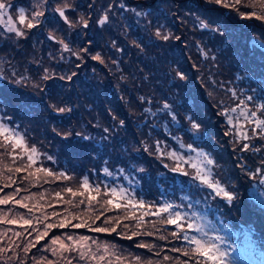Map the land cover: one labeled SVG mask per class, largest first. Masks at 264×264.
<instances>
[{"label":"rangeland","instance_id":"rangeland-1","mask_svg":"<svg viewBox=\"0 0 264 264\" xmlns=\"http://www.w3.org/2000/svg\"><path fill=\"white\" fill-rule=\"evenodd\" d=\"M12 2L17 5V8L25 7L28 12L31 11V7L34 4V0H12ZM73 2L79 5L77 9L78 15H84L89 21H92V15L95 21H93L95 28L93 33H97L96 35L87 34L82 27L69 29L67 25H63L61 30L62 22L56 24L45 21L42 26L35 29H24L27 32L26 36L16 37L7 31L9 27L7 24L8 16L5 15L0 18V77H2L0 81L19 87L26 85L27 88H30L33 87V84L40 83V77H38L37 81L35 76H38L39 73L44 74L45 68L49 70L50 74L71 75L76 72V63L74 61L88 67L87 58H85L83 53L81 55L84 56V59L80 60L72 55V52H78L81 48H88L90 45H94L93 52L86 56L92 57L99 53L104 61L103 64H106L108 68L111 67L114 70L113 75L122 81L121 88H124L122 85L130 80L129 75L133 67L137 65L138 74L135 75L138 79L137 113L143 112V108H150L152 111H156L160 106L162 108L163 103L159 101V106H156L149 94L152 89L159 86L165 91L163 100L170 104L171 110L177 114V120H180L181 123L180 121L170 122V119L161 121L151 116L145 117V115H143L141 120L138 118V131L151 125L149 134L141 137L144 144L140 141L138 146L132 143V148L127 153L130 156L118 159L124 164H115L119 165V167L113 169L121 176L125 174L134 175L137 184V174L139 177L144 173L150 175L151 179L149 182L152 181V178L155 179L158 175H163L172 184L169 178V170L176 167L177 163H179L182 171L177 173L183 174V172H187L188 175H184L185 180L181 184L176 185L177 190L175 193L171 194L170 189L166 188L163 196L169 198L168 201L174 205H183L180 211L186 213V220L194 224L193 229L196 232L193 235L198 239H211L213 241H215L216 236L224 237L229 243L234 244L238 250L230 254V259L234 260L235 264L245 263L241 255L243 252L248 253L250 258L254 259L255 263L250 262V264H264L262 259L253 256L255 250L257 252L261 251V248L257 246V236L250 233L253 231V227L245 226V230H234V219L232 216V203L235 199L236 201L240 200L242 193L240 186L243 184L242 177L246 176L236 166V162H238L240 157L245 158L244 155L249 157L252 153L251 157L245 159L244 162L254 170L255 167L259 166L261 159H264V151L243 152L245 154L235 151L238 154L234 155L232 149L237 148L233 147V144L236 143L235 133L229 125V121H239L237 117L238 109L231 111V106H229L236 103V99L241 100L244 94L245 97H254L252 101L254 103L261 98L264 99V49H260L257 43L258 41L264 42V20L256 19L257 16L264 15V0H243L242 10L252 13L251 17L247 19H241L238 11L231 7L232 0H227L230 5L228 8L224 7L223 4L216 5L209 2V0H73ZM89 4H94V7L89 8ZM110 4L114 5V7L109 12L108 5ZM53 7H55V4H53ZM137 13L141 15H137ZM105 14L109 17L107 23L103 26L98 25L97 20ZM9 15L13 17V23L18 28L23 27L18 22L15 10H10ZM53 15L51 10H48L47 17L49 21L52 20ZM227 15L232 16L231 19ZM235 17L237 19H234ZM199 19L212 22L218 21L217 24L213 23L212 27L214 25V27H219L225 32V35L221 36L222 40L217 33L200 29L197 26ZM157 27L162 32L171 33L173 37H180L181 39H170L167 42L161 41L154 36ZM182 28L186 31H180ZM50 32H54L57 37L64 39L71 51L63 50L62 45L55 40H49L48 34ZM201 35H204V37ZM82 40H84V47H81ZM210 40L218 43L216 49H218L217 47L220 50L225 48L226 51L217 54L215 50H211L208 45ZM197 44L200 45V48L207 51L208 55L206 58L200 54L196 47ZM130 55H132L131 58ZM145 59H149L148 64H145ZM176 61H179L187 72L188 79L186 81H180L174 77L172 69L175 67ZM98 62L101 64L100 61ZM193 64L198 65V69L193 68ZM31 67L34 68L33 72L29 70ZM252 70L258 71L260 75L251 74ZM150 73H153L152 78H149ZM227 73L229 77H224ZM89 74L90 76L101 77L100 72L95 67H90ZM22 76L26 79L21 83L14 82L15 80H20ZM256 77L259 78L260 82L252 83L248 81L249 79H256ZM142 80L145 82H142ZM193 80L195 84L201 81L203 86L196 85V87L203 89L207 94H205L206 98L209 97L210 100V93L212 98L216 99L221 95V89L225 91L226 98L222 100V104L227 103L229 105H224L227 109L223 112L219 111L220 120L217 127L213 125L211 129H208L206 127V114L201 115L198 107L193 105V102L191 105L188 104L186 86ZM175 83L179 84L177 88ZM68 89L69 84L66 87L61 86L59 90L64 94ZM172 91L176 92L170 93ZM235 95L237 96L236 99H234ZM141 97L146 101H150V103H142ZM172 97L187 101V104H173L169 99ZM262 101L264 102V100ZM0 104L3 103L0 102ZM82 110L85 111L83 114L85 115L87 113L86 110ZM66 114L68 118H71V112ZM233 115L237 117L234 120L232 118ZM189 116L200 124L199 129L191 130L187 119ZM87 120H89V117ZM72 121L76 125L77 119L72 118ZM160 121L164 127L163 130L166 132L165 135H170L169 138H166L161 133L162 126ZM178 124L181 125V128H183L182 124H184L190 134L184 133ZM89 129L87 128V130ZM26 130L28 136H25L24 149L20 147L13 149L12 141L7 142V151H5L4 147H0V189H2L0 198L5 196L12 197L7 204L0 205V264H21V262L22 264H37V261L47 264V260H52L55 264H67L65 257L72 260V264H137L136 257L140 258L139 264H145L149 259L152 260L153 264H174L172 260L164 261V255L169 257L179 256L181 261L188 259V257L182 255V252L195 248V245H187V241H184L180 235L181 229H178L175 225L164 223L168 213L153 214L156 213L153 209L156 207L158 210L159 203L162 202V200L155 199L163 197L148 196L149 187L145 186V188H142L140 184H138V190L141 192L138 191L137 194H134L128 182L112 172V175H108L107 173L92 170V174L88 176L86 175V170L80 171L74 168L73 165L69 166L68 164L70 163L67 158L61 154L53 156L52 160L47 159V162L52 161L55 170L58 171V173L54 172V174L57 175L48 176L42 170L37 171L38 169H45V166L39 161H29L28 159L32 153L30 151L31 147H37L31 122L26 125ZM87 130V134L101 138V135H97V131ZM225 132H228L229 135L226 136ZM99 133L102 134V132ZM251 134L252 132H250ZM187 138L190 139L187 140ZM257 138L258 136L254 138L252 146L261 149V144L257 141ZM191 139L195 142H192ZM61 140L63 139L61 138ZM156 140L161 142L162 153L154 156L156 162L151 161L153 165L147 170L148 161L145 162L138 157L137 162L133 157L141 155L139 151L143 150L144 147L140 148V144L144 146L147 144L151 148L159 147L160 149V143L156 144V146L153 145ZM4 143V138L0 136V144ZM188 144H192L193 147H196L195 145H205L206 154L214 161V164L211 165L212 175L209 179L220 180L229 187V190L234 189L236 192V198L230 204L226 200L221 199V197L214 195L205 197L204 192L210 190L206 186H198L191 182V177L197 175V173L193 167L189 166L191 164L190 160H192L190 159L192 150L187 147ZM179 152L183 155L180 156ZM42 153L45 156L48 152L46 149H42ZM147 153L150 154L149 152ZM123 154L119 152L118 155L122 157ZM153 154H155L154 151L150 155ZM168 154H176V156L181 158V161H177L176 156H169ZM100 156L106 155L102 153ZM165 164L169 167H164ZM17 167H21L23 170L18 173L15 171ZM140 168H143L144 171H137ZM120 169L126 170L121 174ZM61 172L63 176L58 175ZM29 173H32V175H29ZM235 175L238 177L236 178ZM84 177H88L91 185L88 191H85L80 186ZM52 181H58L55 189ZM247 182L250 183L251 181L248 179ZM256 184L262 186L259 183ZM5 185L8 186L5 187ZM96 186L100 188L99 195L94 190ZM128 187L131 194L128 195L126 203L123 200L118 202L110 198L113 197L110 191L108 195L104 194L106 189L110 190L108 188H116L119 191L120 189L128 190ZM67 188H72L73 191L77 192H84V196L77 195L74 197L66 191ZM102 188L104 189L103 193L101 192ZM57 192L60 193L59 197L56 196ZM89 192L97 197L91 204L88 201ZM185 196L188 199L182 200L181 197ZM107 199H112L113 204H104ZM129 199L133 201L132 204L127 202ZM16 200H20L21 203H15ZM81 200H83V203H81ZM252 200L254 199L252 198ZM140 201H143L144 207L140 206ZM117 203L121 204L122 207L116 208L115 204ZM21 205H27V207H22ZM73 205H78V207ZM112 208L115 209L117 214L116 212L112 213ZM86 209L88 210L86 211ZM105 209L108 210L105 211ZM241 210V213L244 214V208ZM102 211L104 215L101 219L92 224L95 215H99ZM169 211L171 212L172 210L170 209ZM54 212L57 215H53ZM213 214L219 215L216 223ZM73 215H78L82 219L88 220L91 227L101 226L109 229L115 227L116 231L96 233L89 231L87 227L81 229H75L71 226L65 228L56 227L47 230L48 235L36 247L31 248L28 252L23 250L24 245L28 244L29 241L35 242V237L46 230L45 226L47 224H59L63 218H67L72 224L81 222V220L73 219ZM244 215L246 217H241L245 220V225L247 218L252 221V218H255L254 214L248 213ZM140 217H143V219H139ZM105 218H111L110 222L105 224L103 222ZM11 219H15L17 223L8 224L6 222ZM24 219L31 220V225H24ZM116 219L120 220V228H123V230L118 228L119 224L115 223ZM130 220H133V223ZM188 222L181 221L184 228ZM260 223L261 219L260 221L258 220L257 224ZM33 228L36 231H33ZM167 229L176 232L178 236L173 237L172 233H169ZM198 229H202L203 232ZM165 230L167 235H171V238L175 241H173L172 246L166 248L157 247L156 237L157 235L165 237ZM134 231L141 234L133 236L131 240L127 239L126 236H130ZM18 232L21 233L20 236L16 235ZM147 232L152 233V235H145L144 233ZM69 235L73 236L72 241L67 239ZM80 236L90 238L87 244L91 246V251L97 256L95 260H79L77 252H64L63 250H60L57 255L52 254L51 248L59 249L60 242L67 245H75ZM53 237H60V242L52 245L51 239ZM92 239H95L97 243L92 244ZM140 243L153 245V248L149 250L148 248L137 247ZM75 246L78 248V245ZM106 248L107 251L105 250ZM173 248L180 249L181 252L171 251ZM262 251L264 255V248H262ZM155 253H159V256L155 255ZM237 254H240L238 258H236ZM99 256H103L104 259L100 260ZM189 264H194V262L189 261Z\"/></svg>","mask_w":264,"mask_h":264},{"label":"trees","instance_id":"trees-1","mask_svg":"<svg viewBox=\"0 0 264 264\" xmlns=\"http://www.w3.org/2000/svg\"><path fill=\"white\" fill-rule=\"evenodd\" d=\"M227 17L231 19L232 16L227 15ZM91 18L92 21H89V27L87 29H84V31L87 32V34L96 35L97 33H93L95 31V28L93 25L94 18L92 17V15ZM234 19H237V17H235ZM217 22H213V23L217 24ZM180 31L183 32L186 30L182 28V30ZM201 36L204 37V35ZM218 37L222 40L221 35L218 34ZM83 41L84 40L81 41V47H84ZM208 45L210 46V49L215 50L217 54H221L222 52L226 51L225 48L220 50V48L217 47L218 49H216L218 43L213 42L212 40L209 41ZM93 46L94 45H90V47H88V49H90L89 53L93 52ZM189 47H190V43H189ZM229 51L231 52V50ZM131 56L132 55H130V58ZM85 58H87L86 61L88 63V67H86L84 64L82 65L81 63H77L76 61H74L76 63L75 68L77 75L73 77L71 81L60 80L58 79L60 75H56V74H54V76L57 78H54L52 80H40V83L39 82L38 83L44 89L43 92L33 87L27 88L26 85H24V87H19V86H13L10 84L2 83L0 81V94L2 97L0 99V102L3 103L0 104V122L7 123L9 128H15L17 132H19L24 136H28L26 125H28L31 122L33 133L36 139L35 143H37V147H35L37 149L36 153H31V155L33 156V160L39 161L45 166L46 169L52 171L53 173L54 172L58 173V171L55 170L52 161L47 162V157L48 156L53 157L61 154L62 156H65L67 158V161L70 163L68 164L69 166L73 165L74 168H77L80 171L86 170L87 171L86 175L88 176L92 174V170L106 173L104 169L107 167L109 172H112L117 176L121 177L122 179L126 180L130 186V189L134 194H137L138 191L141 192L140 190H138L139 189L138 184H140L142 188L148 186L149 187V190L147 192L148 196L154 195V196L163 197V198L155 199V200H162V202L159 203V208L167 203H170L168 201L169 198L163 196L164 194L163 192L166 191V188H169L171 194L175 193L177 190L176 185L181 184L183 180H185V176L183 174L169 170L170 173L169 178L172 181V184L163 175H158L155 179L152 178V181L149 182V180L151 179L149 174L144 173L141 174L139 177L137 174V180H138V184H137L134 175L125 174L121 176L118 172L115 171V169H113L119 167V165H115V164H124L122 161H118V159L130 156L127 155V153L131 150L132 143H134L136 146H138L139 141L143 142L144 144V141L141 137L144 136L145 134L146 136L149 134V127L151 126L148 125L145 128H143L141 131H138V125H137L139 122L138 118L141 120L144 113L143 112L137 113L138 79L135 76L136 74H138L137 65L133 67L132 72L129 75L130 80L122 85L124 86V88H121L122 81H120V78H116L113 75L114 70L111 67L110 69L106 64L103 63L100 64L98 61L94 62V60L91 59V57L85 56ZM148 61L149 59H145V64H148L147 63ZM78 64L80 65V67H77ZM90 67L97 68V70L101 74V77L98 76L95 77V75L90 76L89 74ZM29 70L33 72L32 70H34V68L31 67L29 68ZM251 74H255L258 76L260 75V73L256 70H252ZM42 75L43 74L39 73L38 76H35L37 81H38V77H41ZM227 76L229 77L228 73L224 77ZM152 77H153V73H150L149 78ZM248 81L252 83L260 82L259 78L257 77L256 79H251V80L249 79ZM142 82L145 81L142 80ZM68 84H69V89L66 90V92L63 94L62 91H60L59 89L61 86L66 87ZM196 85H199L200 87L203 86L201 81H198L195 84L194 80L190 81L189 84L186 86L187 94H188L186 96V100L187 101L189 100L188 101L189 105H191V103L193 102V105L198 107V111L200 112L201 115L206 114L207 116L206 127L208 129H211L213 125L217 127L218 122L220 120L218 116L219 111L223 112L225 109H227L226 106L224 105H229L227 103L222 104V100L226 98V93L223 89H221L220 90L221 95L218 96L216 99H213L212 94L210 93V97H211L210 100L209 97L206 98L207 94L205 93V91L203 89H198ZM175 86L177 88L179 84L175 83ZM263 90H264V86H263ZM175 92L176 91H172L170 93H175ZM164 93L165 91H163L159 86H156V88L150 91L149 94L151 96L152 102H154L156 106H159L158 105L159 101L162 103L165 102L163 100V98H165ZM49 94H53L56 96V102L59 104L60 107H68L72 109L71 111L72 115L70 116L71 118H68L66 113L57 115L51 112V110L46 107L47 104L52 102L48 99ZM236 98L237 96L235 95L234 99ZM169 99L170 102L173 104L174 103L175 104L182 103L183 105L187 104V101L180 100L179 98L172 97ZM242 99L245 100V103L240 104L239 107H237V105L239 104L240 99H236L235 100L236 103L229 105L231 106V109L232 108L238 109V114H239V116L237 114L239 121H235L234 119H236L237 117L233 115L232 118L234 122L231 121L229 125L233 130V132L235 133V140L239 141V145L248 143L249 145L252 146L254 142V138H256L258 135H253V133L250 135V132H252V129L257 128L255 119L264 120V115H261L258 110V106L264 105V102L262 101L264 99L261 98L262 100L260 99L255 103L254 102L250 103L247 102L245 94ZM82 109L86 110L87 113L85 115H83L85 111ZM253 110L257 111L256 118L249 119L246 115L241 114L242 111L246 114H250V112ZM221 112H220V116H221ZM113 116L116 117L115 120L112 119ZM53 117L55 118L53 119ZM88 117L89 120H87ZM9 118H11L10 122H9ZM72 118L75 120L77 119L76 125L73 123ZM120 120L125 121L123 126H120ZM161 121H160V124L162 126L161 133L165 135L166 132L163 130L164 127ZM102 123L105 124V126H103ZM93 125H99V128H94ZM179 125L180 124H178V126ZM182 126L183 128H181V125L179 126V128L182 129L184 133H189L188 128H185L184 124H182ZM53 127H56L62 131H71V132H79V131L86 132L87 128H90L87 131L102 132L104 127H110L113 130L110 133V138L103 142L101 141V138H96L95 136H93L94 137L93 141H81L79 140V138L73 136L71 138L72 147H69L68 141H63L61 140V137L55 136L53 134L52 132ZM257 131L259 132L261 130L257 129ZM245 135L248 137V139H244ZM169 136L170 135L168 134L165 135L166 138H169ZM188 139L190 138H187V140ZM191 141L195 142L192 139ZM257 141L261 144V150L264 151V139H261L260 136H258ZM156 144H157V140L153 143V145L156 146ZM140 145H141L140 148L144 147V145L142 144ZM195 146L197 147V148L193 147L195 151L190 149L192 150L190 156V159H192L190 160L191 164L190 165L188 163L187 164L193 167L195 172L198 174L201 169H203L204 171L211 169V165H207L204 160V157L200 155L201 152L206 153V150L204 148L205 145L201 144L199 146L198 145ZM233 147H238V144L234 143ZM42 149H46L48 152L45 156L42 153ZM93 149H95V151ZM152 149L155 153L153 155L148 154L143 149L139 151L141 155L134 157L131 156V157H133V159L136 160L137 162H138V157L145 162L148 161L149 164L146 165V168L148 170V168L152 167L153 165L152 162H156L154 156L158 154L155 151L156 148L153 147ZM160 150H161L160 152L161 154L162 153L161 143H160ZM232 150L234 155L238 154L234 151V148ZM109 152L113 153V155H111V153L107 154ZM119 152H122V154L124 152L122 157H119L118 155ZM102 153H105L106 156H100V154ZM179 154L180 156L183 155L181 152H179ZM251 155L252 153L250 154L249 157L247 155L244 156L246 159H249ZM211 175H212V171H211ZM235 177L237 178L238 176L235 175ZM242 178H243V184H241L240 186L242 191L240 200L236 201L235 199L232 203V212H233L232 216L234 219L233 226H234V230H239V231H241V229L245 230V226L253 227V231H251L250 233L255 234L257 236L256 237L257 246L261 248V251L256 254L261 259L263 257H261L260 254L263 253L262 248H264V191H263L264 187L259 186L258 184L252 181L248 183L247 176ZM162 179H164L165 181ZM186 183L188 182L186 181ZM52 184L55 189V186L58 184V181H52ZM103 190L104 189L102 188L101 189L102 193ZM129 194L131 193L128 187V190L125 193V197L123 199L120 196L110 197V198L118 202L119 201L121 202V200H123L126 203ZM252 198L254 200H252ZM242 208H244L245 210L244 214L250 213L255 215V218H252L253 221L250 220L249 218L246 219L247 222L246 225L244 223L245 220L241 217V216L246 217L243 213H241ZM153 211L157 212L156 207L155 209H153ZM115 212H116L115 209L112 208V213ZM213 215L215 217L214 218L215 223L218 222L217 219L219 218L218 217L219 215L218 214H213ZM260 219H261V223L257 224L258 220L260 221ZM184 221L188 222V220L186 219ZM130 222L133 223V220H130ZM120 226L121 224H119L118 228H120ZM120 229L123 230V228ZM231 229L233 228L231 227ZM167 231L169 233H172V230L167 229ZM191 233L192 230H187V228L185 227L184 231H181L180 235L182 237L185 234L188 236L189 234L193 236ZM161 236L163 235H157L156 237L157 247L161 246L162 248L163 247L166 248L168 246L173 245V241L175 240L171 238V235L170 236L167 235L166 230H165V239L163 240L160 239ZM188 244H192V243L187 242V245ZM136 250L138 251V249Z\"/></svg>","mask_w":264,"mask_h":264},{"label":"snow or ice","instance_id":"snow-or-ice-1","mask_svg":"<svg viewBox=\"0 0 264 264\" xmlns=\"http://www.w3.org/2000/svg\"><path fill=\"white\" fill-rule=\"evenodd\" d=\"M209 2L215 3L216 5H221L223 4L224 7L228 8L230 5L227 2V0H209ZM53 4H55V7H53ZM243 6V0H232L231 7L233 9H236L238 11V15L240 16L241 19H247L250 18L252 13L246 12L242 10ZM94 4H89V8H93ZM114 7V5H108V11L110 12L111 9ZM123 7V5H121ZM79 8V5L74 3L73 0H34V4L31 7V11L28 12L25 7H19L17 8V5L12 2V0H0V18L4 17L5 15L8 16L7 24L9 25L7 31L9 33L14 34L16 37H24L27 35V32L24 29L27 30H32L35 29L39 26H42L45 21L49 23H56L61 25V30L63 29V25H67L69 29H75L77 27H82L84 29H87L89 27V20L85 18L84 15H78L77 14V9ZM10 10H15L16 11V16L18 18V22L22 28H18L14 23H13V17L9 15ZM48 10H51V12L54 14L52 20H48L47 17V12ZM137 15H141L140 13H137ZM43 18V19H42ZM109 17L107 14L102 15L98 20L97 24L100 26H103L104 24L107 23ZM256 19L264 20V15L262 16H257ZM151 23V22H149ZM212 21H206L204 19H199L198 27L202 30L206 31H211L213 33H217L221 36L225 35V32L220 29L219 27H212ZM154 36L164 42L169 41L170 39H176L180 40V37H173L171 33H164L160 30L159 27L156 28L154 32ZM48 39L49 40H55L57 43L62 45L63 50L71 51L69 48V45L64 41V39L59 38L55 35L54 32H50L48 34ZM115 43V42H113ZM259 45L260 49H264V42H257ZM196 47L198 48L200 54L204 56L205 58L207 57L208 53L204 49L200 48V45L197 44ZM90 52V49L88 48H81L78 52H72V55L76 56L78 59L83 60L84 56L88 55ZM81 53L84 54V56L81 55ZM93 60L100 61L103 63L104 61L102 60L101 56L99 53L91 57ZM215 59V57H213ZM77 67H80L78 64ZM193 68L198 69V65L193 64ZM172 72L174 74V77L180 81H186L188 79L187 72L185 71L184 67L180 65L179 61L175 62V67H173ZM15 75V74H14ZM77 75L76 72H73L71 75L68 76H60L58 79L60 80H68L71 81L73 77ZM54 78H57L54 76V74H50L49 70L47 68L44 69V74L40 77L41 80H52ZM2 79V77H0ZM25 77H21L20 80H15V83H21ZM33 87L38 89L39 91L43 92L44 89L40 86L39 83L33 84ZM48 99L52 101L51 103L47 104L46 107L51 110V112L61 115L65 114L68 112H71L72 109L68 107H60L59 104L56 102V96L53 94H49ZM254 97L248 96L246 97V100L248 102H252ZM142 103H150V101H146L143 97L140 98ZM245 100L242 99L239 101V104L237 107H239L240 104H244ZM235 108H232L231 111H235ZM258 110L261 115H264V105L258 106ZM143 113L145 117L151 116L154 118H157L159 120H168L170 119L171 122H176L177 121V114L171 110V106L169 103L164 102L161 107H158L156 111H152L150 108H143ZM242 115H246L249 119L251 118H256L257 117V111L253 110L250 112V114H246L243 111L241 112ZM55 117H53L54 119ZM113 120L116 119L115 116L112 117ZM190 128L191 130H197L200 128V124L193 120L191 116L187 117ZM11 118H9L10 122ZM231 121H229L230 123ZM125 123L124 120H120V126H123ZM255 123L257 125V128L252 129L253 135H258L260 136L261 139H264V120L261 119H255ZM94 128H99V125H93ZM257 129H260L261 131H257ZM112 128L110 127H104L101 133H97V135H101V141H106L110 138V133L112 132ZM52 132L55 136L61 137L63 140L69 142V147H72L71 144V138L77 137L81 141H93L94 137L90 134H87L84 131H79V132H71V131H62L59 130L56 127L52 128ZM7 133V135H6ZM225 135H229L228 132H225ZM0 136L4 138V144H0V147H4L5 151H7L6 144L8 141H12V148L15 149L16 147H20L21 149L25 148V136L20 134L19 132L16 131L15 128H9L8 124L5 122H0ZM244 139H248V137L245 135ZM161 143L160 141H157V144ZM238 144V147L234 149V151H239L241 153L246 152V151H254V152H260L261 149L255 148L254 146L249 145L248 143H244L242 145H239V141H236ZM91 146V145H89ZM106 146V145H105ZM183 147V145H181ZM187 147L189 149H192L195 151L193 148L192 144H188ZM95 151V149H93ZM30 151L32 153H36L37 149L35 146L31 147ZM144 151L149 152L152 154L153 149L149 147L147 144L144 146ZM157 153H160L161 150L159 147L156 148L155 150ZM169 156H176V154H168ZM200 155L204 156L205 162L207 165H213L214 161L209 158V156L201 152ZM29 161L33 160V156L30 155L28 157ZM48 160H52L53 158L51 156L47 157ZM177 161H179L181 158L179 156H176ZM246 158L240 157L238 159V162L236 166L241 169V171L248 177L250 181H253L254 183H259L260 185L264 186V159H261L259 166L255 167L253 170L247 163H245ZM164 167L168 168L169 166L167 164L164 165ZM23 169L21 167H17L15 169L16 172H21ZM44 171L48 176H53L57 175L54 174L52 171L48 169H38L37 171ZM126 169H120V173L123 174V172ZM173 172H180L182 169L180 168L179 163H177V166L174 168L170 169ZM11 171V169H9ZM104 171L108 175H112L111 172H109L108 168L106 167ZM137 171L143 172L144 169L140 168L137 169ZM29 175H32V173H29ZM60 176H63V173L58 174ZM183 175L187 176V172H183ZM211 176V169H208L207 171H204L203 169L200 170V172L191 177V182L193 184H197L198 186H206L207 189L210 191L204 192L205 197L207 196H216V197H221V199L226 200L229 204L236 198V192L234 189L229 190V187L224 185L222 181L220 180H211L209 177ZM67 178V177H65ZM47 182V181H45ZM8 185H5L7 187ZM85 191H88L90 189V184L88 177H84L83 182L80 185ZM97 193V195L100 194V188L99 186H96L94 189ZM2 191V189H0ZM19 191V189H17ZM67 192L71 193L72 196H84V192H77L73 191L72 188H67ZM126 189H120L117 191L116 188H111L110 189V194L113 197L120 196L122 199L125 197ZM105 195L109 194V190H105ZM56 196H60V193L57 192ZM12 199L10 196H5L0 198V205L7 204L9 200ZM97 199L96 196H93L91 192H89L88 195V201L89 204L92 203V201H95ZM182 200L188 199V197H181ZM129 204H132L133 201L129 199L127 201ZM15 203L20 204V200H16ZM81 203H83V200H81ZM199 203V201H197ZM104 204L106 205H112L113 200L112 199H107L104 201ZM141 207H144L143 201L139 202ZM22 207H27V205H21ZM74 207H78V205H73ZM155 206V205H153ZM116 208L122 207L121 204L117 203L115 204ZM183 207L181 204H172V203H167L160 208H158L156 213H153L154 215H158L160 212L168 213L167 218L164 220V223L167 225H175L178 229H181L184 231V226L181 223L182 220H185L187 217L186 213H183L180 211V209ZM172 210L171 212L169 210ZM88 209H86L87 211ZM108 209H105L107 211ZM53 215H57V213H53ZM104 215V212H100L99 215H95V219L92 220V224H95L96 221L100 220L101 217ZM193 215H195L193 213ZM126 218H133V217H126ZM73 219H78L81 220L79 223H70V221L67 220V218L61 219L59 224H47L46 230L39 233L35 237V242L29 241L28 244L24 245L23 250L25 252L30 251L31 248L36 247L37 244L40 243L41 240L45 236L48 235V231L52 228H65L68 226H71L72 228L75 229H81L87 227L89 231L96 232V233H105V232H115L116 228L112 227L109 229L108 227H101V226H96V227H91L88 223V220L82 219L78 215H73ZM139 219H143V217H140ZM111 218H105L103 221L105 224L109 223ZM8 224H15L17 221L15 219L7 220L6 221ZM32 221L29 219H24L23 224L24 225H31ZM116 224L120 223L119 219H116L115 221ZM127 227V225H125ZM187 230H192L194 228V224L191 222H188L186 225ZM199 231L203 232L202 229H198ZM33 231H36L35 228H33ZM141 233L139 232H132L130 236H126L127 239L131 240L133 236L140 235ZM145 235H152V233L147 232L144 233ZM17 236H20L21 233H16ZM31 235V233H29ZM173 237H177L178 234L176 232H172ZM69 241L73 240V236L69 235L67 237ZM89 237L87 236H80L79 240L75 242V245H78V248L75 245H67L64 244L63 242H60V237H53L51 239V244L56 245L58 242H60V247L59 249L56 248H51L52 254L57 255L60 250H63L64 252H77L79 260H95L97 258L96 254L91 251V246L87 244L89 241ZM160 239H165V237L161 236ZM183 240L187 241L189 243H192L195 245V248L190 249V250H184L182 252V255L185 257H188V259H185L183 261L180 260L179 256L177 257H169L168 255L163 256L164 261H169L172 260L174 261V264H189V261H193L194 264H235L234 260L230 259V254L233 252H237V248L234 244L229 243L227 240H225L224 237L221 236H216L215 241L209 239V240H202L198 239L195 235L193 236H188V235H183ZM96 240L92 239V244H96ZM137 247L140 248H148L151 250L153 248V245L150 244H145V243H140L137 245ZM107 251V248L105 249ZM171 251L174 252H181L180 249L173 248ZM155 255L159 256V253H155ZM100 260H103V256H99ZM65 260L67 261V264H72V260L67 259L65 257ZM135 260L137 261V264H139V257H136ZM22 264V262H21ZM37 264H42V262L37 261ZM47 264H55L54 261L52 260H47ZM145 264H153L152 260L149 259L148 261L145 262Z\"/></svg>","mask_w":264,"mask_h":264}]
</instances>
